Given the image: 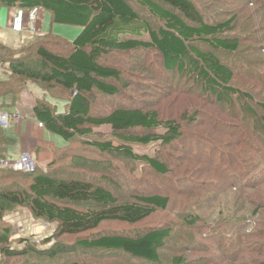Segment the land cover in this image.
<instances>
[{"label": "rangeland", "instance_id": "rangeland-1", "mask_svg": "<svg viewBox=\"0 0 264 264\" xmlns=\"http://www.w3.org/2000/svg\"><path fill=\"white\" fill-rule=\"evenodd\" d=\"M125 1L152 29L158 30L162 26L163 23L135 0ZM208 1L196 0L207 7L204 12L212 20L230 18L223 13L226 8L218 0L214 1L217 5L214 7ZM251 2L249 8L245 7V13L240 15L252 13L249 11L256 7L257 0ZM36 14L35 24L20 34L21 39L9 29L12 16L0 11L3 20L0 43L10 47L16 53L15 58L25 59L28 66L40 69V62L31 50L37 40L51 50L62 51L64 40L73 41L82 29L53 24L48 33L59 38H45L48 33L39 32L41 26L44 31L50 30V14L41 9ZM254 18L241 17L228 35L233 34L235 38L254 35L255 30L245 29L250 25L257 28L261 18L252 20ZM257 29V37L261 39L264 37V25ZM37 34L33 40L23 41ZM48 42H57L59 46ZM255 45L257 42L250 38L243 40L245 50L240 52L241 58L215 52L202 42L196 43L202 53H211L233 67L235 77L231 86L254 99L247 101L246 106L245 100L232 98L233 102L229 103L226 99L217 98L219 92L205 90V81L189 58L184 61L187 69L183 75L176 70L166 71L160 52L155 50L135 55L115 52L102 58L101 64L121 71L120 81L108 82L120 92L113 97L95 92L90 98L92 114L103 116L117 108L141 109L156 111L162 121L180 124L186 138L173 146L165 157L171 169L170 176L160 178L149 171L137 170L125 161L101 158L82 146L66 143L56 135L55 143L47 145L38 154V168L50 171L57 180L85 178L102 185L121 201H133L137 196L149 194L167 195L169 209L136 225L105 222L94 232L63 236L47 243L46 240L55 235L56 223L33 217L25 207L13 206L3 213L5 221H0V225L12 229L10 249L28 255L12 260L0 255V264L10 260L15 264H132L133 260L125 255L118 257L83 249L78 247V243L84 238L103 235L132 237L157 228L172 229L171 237L160 248L161 264H171L174 258L179 257L187 264H264V77L253 78L254 71L248 70L255 67L264 75V50L255 51ZM238 61L246 66L238 67L235 64ZM189 73L192 75L187 76ZM9 75L8 64H0V79L7 80ZM19 92L17 101L11 97L0 98V109L7 110L11 117H15L20 108L25 115L33 113V107L38 103L54 104L61 111L65 101L70 99V94L60 87L41 82L22 83ZM95 130L99 138L111 134L108 127ZM192 134L197 139L196 144L191 143ZM154 149L150 146L136 150L153 154ZM192 151L195 154L201 151L202 157L190 154ZM10 158L16 160L18 157ZM0 181L3 184L17 182L25 187L30 180L11 178ZM58 244L65 246L66 250L55 257L41 255L49 248L56 252Z\"/></svg>", "mask_w": 264, "mask_h": 264}, {"label": "trees", "instance_id": "trees-1", "mask_svg": "<svg viewBox=\"0 0 264 264\" xmlns=\"http://www.w3.org/2000/svg\"><path fill=\"white\" fill-rule=\"evenodd\" d=\"M135 1L163 23L158 30L141 20L125 0H0V9L12 8L26 12L37 10V13L41 9L50 14L52 25L82 29L73 41L64 40L62 51L51 50L37 40L35 47L30 48L40 62V69L28 66L25 59L15 58L16 53L0 43V64H8L10 69L7 80L0 79V98L11 97L17 101L19 88L27 81L58 86L70 94L63 111L50 103H38L33 107V114L37 122L44 125L43 129L101 158L122 160L137 170L167 178L171 169L165 157L173 146L184 142V128L176 121H162L156 111L117 108L106 115L94 116L90 98L95 92L107 97L116 96L120 92L108 82L120 81L121 71L101 64L100 60L115 52L135 55L155 50L160 52L166 71L176 70L179 75H183L187 69L184 61L189 58L195 64V70L199 69V75L205 81V90L219 92L217 98L226 99L229 103L233 102L232 98L245 100L246 106L247 101L254 99L231 86L235 77L233 67L211 53H202L196 43L202 42L215 52L241 57L240 52L245 50L242 42L250 38L257 42L254 50L263 51L264 37L258 39L256 33L257 28L264 25V0H257L256 7L249 11L252 12L249 15L240 13H245V7L252 4L251 0H218L226 8L223 13L230 15L225 21L212 20L204 12L207 7L198 4L196 0ZM214 1L209 0L208 4L217 6ZM248 16L255 17L252 20L261 18L257 28L253 25L245 27L247 30H255V34L240 38H235L233 34L229 36L228 32L239 23V19ZM44 36L59 38L52 33ZM58 44L55 42L51 45L57 47ZM235 64L240 68L246 66L239 61ZM248 70L254 71L253 78L264 77L258 68ZM191 75L189 73L187 76ZM248 112L255 116L253 111ZM103 126L108 127L111 134L99 138L95 128ZM4 131L0 128V162L8 159V148L15 145V141L7 137ZM193 136L191 143L196 144L197 139ZM50 144L44 143L35 149L36 160H39L38 154L43 148ZM150 146L155 147L153 154L136 150ZM190 154L202 157L201 151L200 154L194 151ZM11 178L30 181L25 187L17 182L3 184L0 181V221H5L3 213L9 208L25 207L33 217L56 223L55 235L47 239V243L63 236L94 232L105 222L136 225L158 212L167 211L170 206L167 195L149 194L137 196L133 201H121L102 185L82 177L57 180L42 167L33 174L0 167V180ZM171 232V228H157L132 237L103 235L84 238L78 247L118 257L125 255L133 262L138 261L137 264H161L160 248L171 237ZM11 237L12 229L0 225V255L11 260L28 255L10 249ZM55 248L56 252L49 248L41 255L55 257L66 250L62 244ZM11 260L6 264H15ZM171 264L187 262L179 257L174 258Z\"/></svg>", "mask_w": 264, "mask_h": 264}, {"label": "crops", "instance_id": "crops-1", "mask_svg": "<svg viewBox=\"0 0 264 264\" xmlns=\"http://www.w3.org/2000/svg\"><path fill=\"white\" fill-rule=\"evenodd\" d=\"M0 11L1 13H9L11 16H13L15 13V9L12 8H2ZM30 26L31 24H27L26 28L28 29ZM40 29L41 30L39 34L48 33L52 30V24H50V30L48 29V31H44L45 29H43V26H41ZM39 34L33 35L34 37H30L29 40L23 41L33 40ZM17 35H19V37L22 39L20 34ZM4 132L7 137L12 138L15 141V145L8 148V159H11V156H16L19 158L20 154L24 151H31L33 152L34 156H36L34 151L37 147H40V145L44 143H55L54 138L56 137L54 134L38 126V122L32 112L25 115L23 114V110L21 108L15 117H11L10 126Z\"/></svg>", "mask_w": 264, "mask_h": 264}, {"label": "built area", "instance_id": "built-area-1", "mask_svg": "<svg viewBox=\"0 0 264 264\" xmlns=\"http://www.w3.org/2000/svg\"><path fill=\"white\" fill-rule=\"evenodd\" d=\"M37 10L26 12L24 10H15L14 15L9 22V29L15 34L23 33L27 28L26 25H34L37 18ZM27 17V18H26ZM2 24V18L0 17V25ZM10 114L0 109V128L6 130L10 126ZM40 128H44L42 123H38ZM1 168L12 169L16 172H22L25 174H33L38 169V162L36 157L30 151H24L20 154L16 160L5 159L0 162Z\"/></svg>", "mask_w": 264, "mask_h": 264}]
</instances>
